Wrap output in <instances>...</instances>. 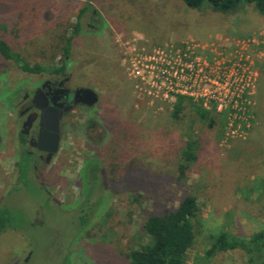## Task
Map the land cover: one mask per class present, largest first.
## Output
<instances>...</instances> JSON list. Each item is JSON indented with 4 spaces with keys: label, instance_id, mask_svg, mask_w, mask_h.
<instances>
[{
    "label": "rangeland",
    "instance_id": "rangeland-1",
    "mask_svg": "<svg viewBox=\"0 0 264 264\" xmlns=\"http://www.w3.org/2000/svg\"><path fill=\"white\" fill-rule=\"evenodd\" d=\"M86 7L66 73L98 101L72 114L48 165L33 169L21 159L28 172L20 178L12 103L44 73H23L0 55V208L14 213L13 227L0 232V264H102L95 244L126 255L149 241L142 229L149 213L174 210L188 195L199 214L186 264H247L237 251L210 259L206 252L220 232L248 238L264 228V15L253 6L191 10L180 0H0V38L31 66L59 67ZM242 42L254 79L245 119L214 111L210 127L184 101L174 120L177 99L148 96V79L135 78L145 57L171 44H192L211 60ZM189 140L197 160L179 180Z\"/></svg>",
    "mask_w": 264,
    "mask_h": 264
},
{
    "label": "trees",
    "instance_id": "trees-1",
    "mask_svg": "<svg viewBox=\"0 0 264 264\" xmlns=\"http://www.w3.org/2000/svg\"><path fill=\"white\" fill-rule=\"evenodd\" d=\"M90 2L91 0H87ZM182 4L191 10H200L208 6L211 10L219 13H231L242 6H253L261 15H264V0H180ZM87 7L80 11L72 32L64 40L63 57L59 67L29 65L18 53L0 38V55L4 60L13 62L21 72L39 75L43 73L58 74L66 71V58L70 56L71 44L80 32V18ZM264 77V71H263ZM188 101L195 109L198 116L203 120H209V126L214 124L215 109L204 110L201 105L192 103L191 100L177 98L171 117L180 119L183 111V103ZM197 160V143L189 140L182 153L181 163L178 167V178L182 180L190 165ZM18 177L28 172L27 166H16ZM199 214L197 199L185 196L174 210H159L151 212L145 219L142 229L149 241L137 249L130 250L126 255H118L108 244L102 242L94 245V253L97 260L102 264H186L187 253L195 240L194 220ZM14 213L8 208H0V232L13 227ZM82 225L86 217H82ZM237 251L242 253L247 264H264V228L256 231L248 238H236L227 232H220L212 238L210 248L206 252V258L210 259L221 253Z\"/></svg>",
    "mask_w": 264,
    "mask_h": 264
},
{
    "label": "built area",
    "instance_id": "built-area-1",
    "mask_svg": "<svg viewBox=\"0 0 264 264\" xmlns=\"http://www.w3.org/2000/svg\"><path fill=\"white\" fill-rule=\"evenodd\" d=\"M248 44L242 42L233 55L217 54L211 60L198 56L192 44H171L145 57L141 70L135 68V78L148 79L147 95L156 99L187 98L229 119H245L254 80L243 57Z\"/></svg>",
    "mask_w": 264,
    "mask_h": 264
},
{
    "label": "flooded vegetation",
    "instance_id": "flooded-vegetation-1",
    "mask_svg": "<svg viewBox=\"0 0 264 264\" xmlns=\"http://www.w3.org/2000/svg\"><path fill=\"white\" fill-rule=\"evenodd\" d=\"M43 75L31 90L25 91L23 96L15 98L12 103V110L17 112L13 121L17 131L12 137L11 146L15 167L23 158L29 159L33 169H37L38 164L41 167L48 165L58 150L50 156L47 143L43 145L46 150H40L39 138L44 134L47 139V134H53L51 129L53 123L57 122L60 145L62 131L64 126L71 123L72 114L93 107L84 103L86 98L79 92L86 88L72 86L66 71Z\"/></svg>",
    "mask_w": 264,
    "mask_h": 264
},
{
    "label": "water",
    "instance_id": "water-1",
    "mask_svg": "<svg viewBox=\"0 0 264 264\" xmlns=\"http://www.w3.org/2000/svg\"><path fill=\"white\" fill-rule=\"evenodd\" d=\"M80 93H82L86 100L84 101V103L88 106H94L97 101H98V96L97 94L89 89V88H86V89H81L79 91ZM51 131H53V134H47V139L46 137L44 136V134L39 138V144H38V147L40 150H46L43 148V145L45 143H47V145L49 146V148L47 149L48 153L50 156L54 155L57 150H58V145H59V129H58V126H57V122H54L53 123V127L51 129ZM17 261L14 262V264H16Z\"/></svg>",
    "mask_w": 264,
    "mask_h": 264
}]
</instances>
